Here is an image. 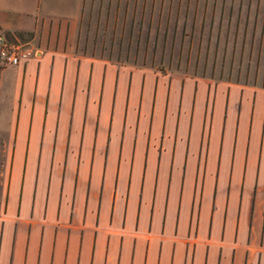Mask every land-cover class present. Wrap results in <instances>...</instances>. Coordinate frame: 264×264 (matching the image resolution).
<instances>
[{
	"label": "crops",
	"instance_id": "1",
	"mask_svg": "<svg viewBox=\"0 0 264 264\" xmlns=\"http://www.w3.org/2000/svg\"><path fill=\"white\" fill-rule=\"evenodd\" d=\"M82 4L0 0V31H65ZM3 87L0 264H264L263 92L168 93L55 40Z\"/></svg>",
	"mask_w": 264,
	"mask_h": 264
},
{
	"label": "rangeland",
	"instance_id": "2",
	"mask_svg": "<svg viewBox=\"0 0 264 264\" xmlns=\"http://www.w3.org/2000/svg\"><path fill=\"white\" fill-rule=\"evenodd\" d=\"M17 35L36 50L55 40L76 53L151 73L155 87L164 78L168 93L174 81L182 94L188 80L206 83L210 102L217 85L264 93V0H83L73 28L64 31L59 22L42 26L36 37ZM7 67L0 63V72ZM6 167L0 131V211Z\"/></svg>",
	"mask_w": 264,
	"mask_h": 264
},
{
	"label": "built area",
	"instance_id": "3",
	"mask_svg": "<svg viewBox=\"0 0 264 264\" xmlns=\"http://www.w3.org/2000/svg\"><path fill=\"white\" fill-rule=\"evenodd\" d=\"M27 41L20 35L0 31V63L17 65L21 60L38 55L41 50L27 47Z\"/></svg>",
	"mask_w": 264,
	"mask_h": 264
}]
</instances>
